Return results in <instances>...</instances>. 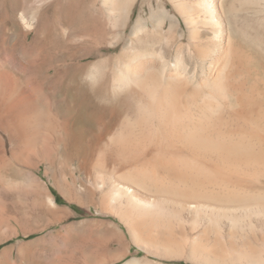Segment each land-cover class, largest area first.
Masks as SVG:
<instances>
[{"label": "rangeland", "instance_id": "374dc122", "mask_svg": "<svg viewBox=\"0 0 264 264\" xmlns=\"http://www.w3.org/2000/svg\"><path fill=\"white\" fill-rule=\"evenodd\" d=\"M74 1L80 4L73 20L68 21L63 8ZM103 1L0 0V89L5 88V94L7 92L11 98L18 97L23 91L29 97L23 119L27 123L24 133L14 126L9 128L5 121L0 122V264H100L105 261L124 264L133 258L139 259V264L145 261L208 264L202 262L203 259L192 257L195 250L198 256L208 258L211 264H264V209L261 206L247 211L236 209L235 214L240 217H226L224 212H220V217L212 218L197 217L189 210L175 213L171 208H179L178 205L166 202L165 207L156 213L157 217L154 213L148 216L156 219L155 233L172 237L179 245H168L139 234L133 223L144 217L133 214L131 206L134 205L129 204L126 197L113 199L111 195L105 196L107 191L102 189L104 187L93 183L95 175H85L80 157L90 135L76 142L65 134L66 126L75 123L72 119L75 103L71 96L76 87L72 83L70 85L68 79L67 84H57L56 76H50L53 73L51 66L61 69L71 63L70 57L62 49L60 52L61 47H58V41L67 38L65 31L92 25L100 14L109 28L104 43L96 50L93 35L74 40L75 45L88 41L81 52L88 48L98 53L85 60L93 67L94 76L90 79L97 85L109 67L116 64L107 65L106 61L119 58L123 53L134 54L139 48L149 49L146 57H151L161 66L177 62L191 78L205 76L208 60L195 58L187 17L200 16L196 27L204 34L202 38L216 41L217 35L225 28L223 26L231 23L235 15L240 22L242 16L252 15L251 10L257 6L264 17V0L256 5L249 0H221L224 19L220 11L204 9L199 2L201 0H133L125 24L120 15V26L117 27L113 24L111 11L104 10ZM229 6L234 7L232 13ZM202 8L204 10L200 13ZM140 14L146 20V27L132 30ZM22 15L27 17V22L22 21ZM40 43L47 46H44L46 51L51 47V54L47 52L50 58L46 52H41L43 45L41 47ZM38 45V53L49 59V63L45 57L38 56ZM261 54L264 55V48ZM43 60L50 66L44 64L46 68H43L41 63L40 69L37 67L39 64L33 66L43 63ZM118 63L121 65L122 62ZM9 81H13L10 87ZM120 81L123 83L121 92L136 89L126 75L123 74ZM2 94L5 95L0 91V97ZM41 113L46 116L42 117ZM41 122L45 124L42 127ZM72 128L82 131L85 127L75 123ZM48 196L54 198L56 205L48 202ZM129 208L132 217L125 215ZM136 238L146 239L156 246L160 254L168 256L146 252L140 248Z\"/></svg>", "mask_w": 264, "mask_h": 264}, {"label": "bare ground", "instance_id": "6f19581e", "mask_svg": "<svg viewBox=\"0 0 264 264\" xmlns=\"http://www.w3.org/2000/svg\"><path fill=\"white\" fill-rule=\"evenodd\" d=\"M249 1L254 4L260 2ZM103 2L106 6L104 10H110L114 15L113 24L120 26V15L125 24L133 0ZM199 2L204 9L218 10L224 16L221 0ZM79 4L74 1L63 8L68 21L73 20ZM229 7L230 12L234 10L233 6ZM203 8L199 10L200 13ZM251 11L252 15L244 18L240 14V22L236 13H233L235 17L232 22L221 25L225 28L217 35L219 38L216 41L202 38L204 34L196 27L200 16L186 18L191 28L189 32L192 36L189 34L188 37L194 45L195 58L208 60L206 75L197 78H191L186 71H182L177 62H170L168 68L161 66L151 57H146L149 49L138 47L134 54L123 53L119 58L106 61L107 65L116 64L107 66L109 70L97 85L96 81L90 79L94 76L93 67L85 60L98 53L88 48L81 52L88 41L75 45L74 40L93 35V42L97 45L95 49H98L109 33L101 14L92 25L66 30L67 41H58L60 52L62 49L70 57L71 63L61 69L51 66L50 71L53 73L50 76H56L57 84H67L68 79L69 84L76 87L71 96L75 103L72 119L85 127L80 131L72 128L75 123L69 124L65 134L76 142L90 135L83 154L80 153L82 161L79 162L83 165L85 175H95L93 183L97 187H104L102 189L107 191L105 196L111 195L113 199L126 197L127 202L134 205L131 206L133 214L144 217L135 220L134 229L150 240L168 245L178 244L172 237L155 233L156 219L148 216L154 213L157 217L156 213L165 207L166 202L168 205H178L179 208H171L175 213L189 210L197 217H220V212H224V216L235 218L240 217L235 214L236 209L247 211L254 206L264 209V55L261 54L264 48V17L257 6ZM151 14L153 17L154 13ZM21 19L27 22L25 15ZM145 24L146 20L140 14L132 30L139 31ZM44 46L41 52L47 54L51 47L46 51L47 46ZM42 57L44 59L45 56ZM46 61H37L33 66L39 64V69L40 63L43 68L45 65L50 66ZM118 62H122L121 65ZM123 74L136 89L121 92L123 83L120 79ZM9 82L7 85L10 87L13 81ZM0 91L5 94V88ZM22 93L11 98L6 92L0 97V122L5 121L9 128L14 126L20 133H24L27 128L23 119L29 102L26 93ZM41 116L45 117L46 114L41 113ZM43 125L41 122L40 126ZM48 202L56 205L52 196H48ZM129 210L126 216L132 214ZM138 238L135 240L141 249L151 254L168 256L164 252L160 254L156 246L146 239ZM202 256H198L196 250L192 254V257L211 264L208 258ZM109 263L105 261L100 264ZM139 263V259L133 258L124 264ZM143 264L164 263L145 261Z\"/></svg>", "mask_w": 264, "mask_h": 264}]
</instances>
